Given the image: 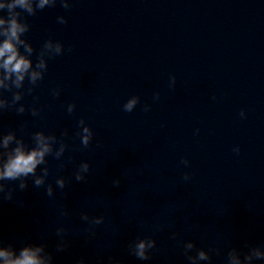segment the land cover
Masks as SVG:
<instances>
[{"label":"clouds","instance_id":"1","mask_svg":"<svg viewBox=\"0 0 264 264\" xmlns=\"http://www.w3.org/2000/svg\"><path fill=\"white\" fill-rule=\"evenodd\" d=\"M65 9L70 7V4L65 0H60ZM57 0H4L0 2V11L7 10V17L0 15V115L6 111H15L17 115H22L26 112V107L23 103H19L25 95H32L39 82L44 79V75L48 70V60L60 56L64 53V45L60 41H54L51 38L46 40L39 52L35 64L31 57L36 52L33 45L25 38V34L29 31L30 25L26 20L21 19L22 13H27L34 16L38 10H43L46 6H54ZM21 11H17V9ZM61 24H66L65 17L57 18ZM23 49V52L21 51ZM71 51V49H69ZM175 76L171 77V84H175ZM27 81V87L25 82ZM15 90V91H14ZM4 92H11L12 96L9 100ZM51 96L58 98L61 94L59 88L51 89ZM159 98V94H156ZM214 98V97H213ZM38 97H33L35 102H38ZM139 102V97L133 96L128 100L123 108L126 112H132ZM76 108L75 103H70L67 106L69 114L73 113ZM30 114L33 117L40 116L41 109L34 103L30 109ZM145 111L149 110V106H145ZM241 116H244L243 110ZM79 131L77 136L80 138V143L83 148H88L93 139V130L81 118L78 121ZM24 126H21L23 132ZM68 131L64 130L61 133V138H58L54 133L46 134L44 131H36L31 134L32 146L25 143L23 136H18L16 131H8L6 134L0 132V200H11L12 190L3 183V181H20L19 188L24 190L27 188L26 178L31 176L35 187L45 185L46 179L50 174V169L47 167L48 156H53L54 159L60 160L65 151L68 149V144L62 137H67ZM58 145V147H57ZM237 153L239 147L234 149ZM185 165L187 160L182 161ZM40 173L37 174L39 166ZM62 167V165H61ZM90 171V164L87 161L80 163L74 172L75 180L78 182L86 180V174ZM184 180L190 179L189 174L184 175ZM57 187L64 189L66 179L60 176L55 181ZM114 186H119L120 179L112 181ZM54 189L52 184L46 187V195L52 197ZM62 215L67 216L69 213L64 211ZM81 219L89 222V233L95 236V226L104 223L103 215L90 217L88 213H82ZM65 228L60 227L56 230L57 236L61 239L56 245L57 251H64L69 247V243L64 239ZM176 234H172L175 239ZM0 243H3L0 238ZM45 244H26L18 251L12 245L0 247V264H53V255L45 252ZM156 240L151 237L137 238L129 244L130 253L139 260L147 261L150 257L151 250L155 249ZM184 254L190 264H198L199 261H208L211 259L208 251L204 249H196V245L192 241H187L183 245ZM264 247H251L250 250L241 257V253L233 248L228 253L227 264H252L256 259H264V252L260 249ZM196 249L195 255H190L192 250ZM43 253V255H42ZM76 264H85L83 259H80ZM110 264L113 262L110 260ZM114 264H121V261L116 260Z\"/></svg>","mask_w":264,"mask_h":264}]
</instances>
